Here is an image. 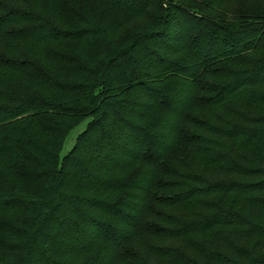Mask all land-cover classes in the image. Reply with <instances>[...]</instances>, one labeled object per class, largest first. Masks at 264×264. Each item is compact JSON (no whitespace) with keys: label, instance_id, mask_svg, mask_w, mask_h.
Masks as SVG:
<instances>
[{"label":"trees","instance_id":"16d2710c","mask_svg":"<svg viewBox=\"0 0 264 264\" xmlns=\"http://www.w3.org/2000/svg\"><path fill=\"white\" fill-rule=\"evenodd\" d=\"M185 2L0 0V264H264V12Z\"/></svg>","mask_w":264,"mask_h":264},{"label":"rangeland","instance_id":"374dc122","mask_svg":"<svg viewBox=\"0 0 264 264\" xmlns=\"http://www.w3.org/2000/svg\"><path fill=\"white\" fill-rule=\"evenodd\" d=\"M189 2H185V5L190 6L191 2L193 3V5L196 7V10H194V12H196L197 14H195V16H201L202 18L204 17L205 20L210 21H214V20H220L221 21H228L231 19H227V18H222V15H226L229 14V16H232V13H237V11L240 12H244V13H251L252 10L255 11V14H251L254 15L253 20L249 19L248 22L250 21H254L256 19V17H259L260 15H262V13L264 12V0H233L232 4L228 7V8H208L206 6V1L208 0H188ZM167 5H165L166 8ZM193 8V7H192ZM194 12H191L194 14ZM230 12V13H229ZM244 19H248V16L245 17ZM142 20V19H141ZM134 23H139V25H141L143 22L140 21V19L135 20ZM88 122H84L81 126H79L78 128L74 129L69 137L66 139L65 143H64V147H63V151L61 153V156H65L66 154H68L70 152V150L74 147L77 137L78 135L85 129L86 125ZM3 131V130H1ZM4 132H0V134H2Z\"/></svg>","mask_w":264,"mask_h":264}]
</instances>
